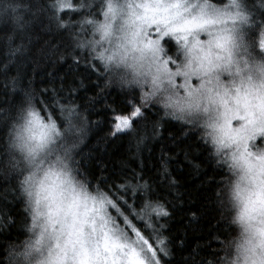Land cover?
<instances>
[{
	"label": "trees",
	"instance_id": "16d2710c",
	"mask_svg": "<svg viewBox=\"0 0 264 264\" xmlns=\"http://www.w3.org/2000/svg\"><path fill=\"white\" fill-rule=\"evenodd\" d=\"M104 2L0 0V264L41 258L26 187L32 160L18 141L32 114L56 126L48 158L155 240L161 264H250L256 243L232 166L203 117L183 112L184 96L175 104L180 88L103 62L94 29ZM241 2L248 23L238 52L264 65V0Z\"/></svg>",
	"mask_w": 264,
	"mask_h": 264
},
{
	"label": "rangeland",
	"instance_id": "374dc122",
	"mask_svg": "<svg viewBox=\"0 0 264 264\" xmlns=\"http://www.w3.org/2000/svg\"><path fill=\"white\" fill-rule=\"evenodd\" d=\"M247 12L241 0H105L94 30L103 62L180 88L171 94L175 104L184 96L183 112L208 123L256 243L250 264H264V65L238 52ZM55 133L53 122L32 114L18 134L32 160L26 187L42 243L35 264H161L155 240L152 246L117 208L118 222L108 197L84 192L48 158Z\"/></svg>",
	"mask_w": 264,
	"mask_h": 264
},
{
	"label": "bare ground",
	"instance_id": "6f19581e",
	"mask_svg": "<svg viewBox=\"0 0 264 264\" xmlns=\"http://www.w3.org/2000/svg\"><path fill=\"white\" fill-rule=\"evenodd\" d=\"M54 5H56V4H54ZM226 166V165H225Z\"/></svg>",
	"mask_w": 264,
	"mask_h": 264
}]
</instances>
